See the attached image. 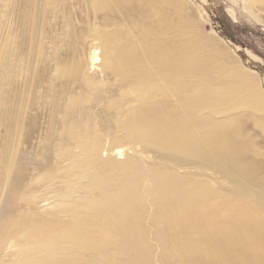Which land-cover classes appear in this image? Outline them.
I'll return each instance as SVG.
<instances>
[{
  "label": "bare ground",
  "instance_id": "bare-ground-1",
  "mask_svg": "<svg viewBox=\"0 0 264 264\" xmlns=\"http://www.w3.org/2000/svg\"><path fill=\"white\" fill-rule=\"evenodd\" d=\"M61 1L45 0L38 17L55 14ZM95 1L83 6L78 34L76 22L65 21L68 60L37 50L46 49L38 19L25 60L0 55V63L8 57L0 74V203L20 147L38 133L37 178L61 189L43 199L47 215L27 219L24 210L0 220V264L7 245L10 264H264V179L249 170L264 151L243 122L264 135L259 84L203 38L183 0ZM97 66L104 81L94 78ZM120 142L157 163L146 170L136 157L118 160ZM27 171L18 185L32 181Z\"/></svg>",
  "mask_w": 264,
  "mask_h": 264
},
{
  "label": "rangeland",
  "instance_id": "rangeland-1",
  "mask_svg": "<svg viewBox=\"0 0 264 264\" xmlns=\"http://www.w3.org/2000/svg\"><path fill=\"white\" fill-rule=\"evenodd\" d=\"M8 1L9 0H0V55L15 54L18 60H20L21 58L24 59V57L21 55V52L24 50L27 52L29 51V49H32L29 47V32L31 31L30 22L33 19H38L42 23V29H44L41 41L43 44H45L46 49L37 46V50L51 60H58L59 58L61 61L62 59L63 61H65L66 59L68 60V58L71 57L70 55L72 53V51L69 50L71 41L69 40L70 37H68V30L64 28L65 21L69 20L70 23L72 21L73 23L76 22L75 25L77 28H79V30L76 31V34H78L81 29V23L84 20L83 17H86V10L83 8V6H91L96 3L95 0H88L87 5L84 4L81 6V4L79 3H81L82 0H72L70 3L69 0H62L57 7V12L55 14H45L43 17H38V9L45 2V0ZM183 2L185 7V15H188L187 18L194 20V23H196L198 31L202 34L203 38L209 39L213 44H215L216 42L217 44H221V47L228 51L233 60L238 65L240 64L243 69H245V71L254 78L256 83L259 84L262 93L264 94L263 5H256V7L252 8L248 6V4H245L243 0H183ZM29 16L31 18L30 20H28ZM70 16H72V20L70 19ZM91 19L94 20L95 18L92 17ZM65 34H67L66 37H68L69 39H65ZM89 45L91 46V43H88L87 46L84 45L85 51L83 54H80V57L82 56L86 63L89 59L91 50V47ZM213 46L215 47L216 44ZM214 47L210 48L215 51ZM218 47L220 48V46ZM7 58L3 59L0 63V74L3 73L7 75V68L5 67ZM95 70H98V76L94 78L98 81H104L103 78L105 77V75L102 74L100 66H97ZM89 72L92 74L93 71ZM8 88L10 87L8 86ZM6 89L7 87H5V90ZM38 94L36 95L39 96ZM17 104L20 105L19 102H17ZM37 112H39L38 109L32 111V114L36 116ZM47 119L48 117L44 115L41 121L44 122ZM251 121L252 120L248 121L246 117L243 118V122L246 123L248 132L253 133L258 137V141L256 138L251 139L253 146L261 151H264V135L255 133L258 131V129L256 127H253ZM39 126L40 125L37 124L36 126L32 125V127H30L33 129V127L36 128ZM40 131H42L41 127ZM5 134L6 125L1 124L0 145L3 144V138ZM40 139L41 136L38 133L37 138L35 140H32L33 145H29L30 147L27 145L20 147V151L17 156L18 159L14 164V167L11 171L12 174L9 176L8 184L1 196V222L6 221L8 218L13 217L12 215L20 213V211L23 212L24 210H26L25 214L28 212L30 214L33 213V215L35 216L47 215L49 213V206L48 202L43 199H52L55 197L54 191L61 190L58 182H46L43 180L39 181L37 178V173H39L40 175L41 170L38 169L39 165L36 166V164H34V156L39 154L40 150L42 149H39L41 147ZM106 143L108 142L105 141V144ZM118 144L119 145L114 148L117 149L113 152V157L116 156L118 160L123 161L130 156L136 157L140 161L142 167H144V169L146 170H149V166H153V163H157L155 162V158L151 154L148 157H146L145 155L142 156L140 148L130 147V145H125L123 142H120ZM117 150H121L123 152V155L120 157L117 156L115 154ZM51 156L54 155H48V158H51ZM253 159L255 158H251L250 163L252 162V164L256 165V169L254 170L256 173L252 169H249L250 172L254 173L258 178L264 179V165H262L264 164V161H260V159H264V157L256 159L261 163L256 162ZM258 163L259 165H261L259 166ZM50 167L48 168L50 169ZM48 168L46 167L47 171H49ZM27 170H29L30 174H32V181L30 179L29 184L26 187L23 186L24 184L18 185V183H22V181L24 182V178L22 177L23 175H29ZM21 171H23L24 173L21 174ZM258 172L260 174H258ZM58 177L60 179L56 177V181H63V179L65 181V178H61L60 176ZM196 179L199 180L198 177ZM205 179L214 181V179L207 177L201 178V181ZM64 181L62 183V187H68L69 185L64 184ZM31 182L32 184L34 182L33 190L28 189L29 185H31ZM208 183H211L215 188L218 187L217 182ZM222 186L225 188H231L230 185L224 182L222 183ZM24 197L28 198L27 203L24 201ZM30 199H33L35 201V205L32 204L33 202H29L31 201ZM28 208L32 210H29ZM30 214L25 215L28 216L27 219H31L34 217ZM152 243L155 250V256L157 255L158 257V255L160 254V250L158 249V242L152 241ZM1 253L5 264H10L11 261L15 259L14 255L12 254L11 245H7ZM154 264L162 263L156 261Z\"/></svg>",
  "mask_w": 264,
  "mask_h": 264
}]
</instances>
